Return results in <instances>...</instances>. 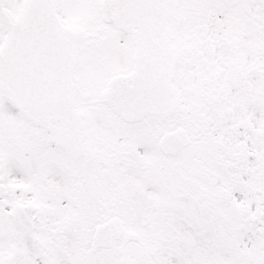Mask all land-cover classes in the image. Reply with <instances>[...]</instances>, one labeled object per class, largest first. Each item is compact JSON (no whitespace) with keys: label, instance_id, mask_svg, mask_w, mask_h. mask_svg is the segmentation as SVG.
<instances>
[{"label":"snow or ice","instance_id":"snow-or-ice-1","mask_svg":"<svg viewBox=\"0 0 264 264\" xmlns=\"http://www.w3.org/2000/svg\"><path fill=\"white\" fill-rule=\"evenodd\" d=\"M0 264H264V0H0Z\"/></svg>","mask_w":264,"mask_h":264}]
</instances>
